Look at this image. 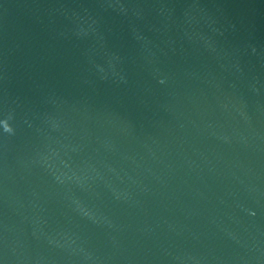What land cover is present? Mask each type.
Wrapping results in <instances>:
<instances>
[{
    "label": "water",
    "instance_id": "obj_1",
    "mask_svg": "<svg viewBox=\"0 0 264 264\" xmlns=\"http://www.w3.org/2000/svg\"><path fill=\"white\" fill-rule=\"evenodd\" d=\"M0 264H264V0H0Z\"/></svg>",
    "mask_w": 264,
    "mask_h": 264
}]
</instances>
